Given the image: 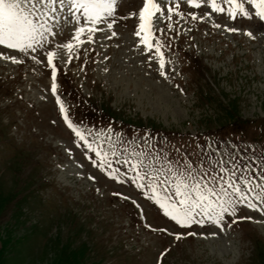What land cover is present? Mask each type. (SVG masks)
<instances>
[{
    "label": "rangeland",
    "instance_id": "374dc122",
    "mask_svg": "<svg viewBox=\"0 0 264 264\" xmlns=\"http://www.w3.org/2000/svg\"><path fill=\"white\" fill-rule=\"evenodd\" d=\"M156 2L165 11L152 18V49L136 35L144 0H117L116 23L100 24L93 41L85 34L70 63L58 47L75 34L67 8L49 21L57 35L36 53L0 45V264H264V214L241 207L238 216L252 219L226 217L223 230L178 227L131 172L124 175L119 156L108 157L119 179L99 168L60 111L57 95L86 140L103 141L105 151L117 134L137 143L150 135V144L192 160L231 152L259 162L264 19L253 0H238L249 16L234 19L229 0H216L223 12L212 0H197L199 8ZM49 51L56 52V93ZM13 56L19 63L4 58Z\"/></svg>",
    "mask_w": 264,
    "mask_h": 264
},
{
    "label": "snow or ice",
    "instance_id": "6c2138e0",
    "mask_svg": "<svg viewBox=\"0 0 264 264\" xmlns=\"http://www.w3.org/2000/svg\"><path fill=\"white\" fill-rule=\"evenodd\" d=\"M190 2L195 7H200L197 0ZM253 3L257 9L256 15L264 19V0H253ZM229 5L228 12L233 19L238 13L249 16L244 4L238 0H229ZM117 7V0H69L67 4L65 0H0V45L6 46L7 49L19 50L20 53L29 50L36 53L38 48L45 47L49 36L57 35L49 21H56L59 9L67 8L69 16L64 19L67 22L73 18L75 34L68 43L58 47L68 50L70 63L74 46L85 43L82 39L85 34L88 41H93L95 33L103 31L99 27L100 24H105L108 28L113 27L116 23L114 17ZM212 8L217 12L225 10L216 0H212ZM164 11L156 0H144L143 7L139 10L140 31H137L136 35L141 36L143 33L141 43L148 49L154 46L152 18L155 13ZM167 11L172 9L168 8ZM229 31L237 30L233 28ZM248 35L251 36L252 33L249 32ZM48 43L50 46L51 42ZM162 46L159 41L155 45L161 69L166 63L161 51ZM55 57V51L47 52V64L52 69L53 93L57 92L58 69L53 62ZM4 58L19 63L15 56ZM33 59L36 57L33 56ZM56 100L68 127L99 158L98 167L107 169L110 177L119 179L120 172L112 168L108 160L109 155L113 158L119 156L120 163L127 165L124 175L127 176L128 172H131V180L136 187L144 189V195L154 200L178 227L190 229L193 225L212 224L223 230L227 223L226 217L232 223L239 219H252L238 216L241 207L264 214V153L258 163L254 157L245 160L231 152L220 153L215 158L209 154L206 159L192 160L180 154V149H175L177 155H172L162 147L158 148L155 143L150 144V135L139 136L137 143L124 141L120 134H117L115 142L110 141L111 146L105 151L103 141L93 147V144L86 140L85 133L68 118L67 108L58 95ZM118 146H123L124 151H118ZM173 235L176 240H180L185 233ZM186 235L195 236L196 233L189 231Z\"/></svg>",
    "mask_w": 264,
    "mask_h": 264
}]
</instances>
